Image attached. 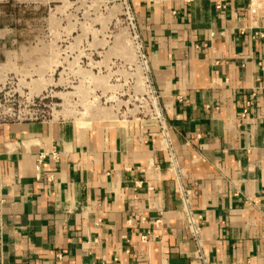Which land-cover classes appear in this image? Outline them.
I'll return each mask as SVG.
<instances>
[{"label": "crops", "instance_id": "0c3cea01", "mask_svg": "<svg viewBox=\"0 0 264 264\" xmlns=\"http://www.w3.org/2000/svg\"><path fill=\"white\" fill-rule=\"evenodd\" d=\"M258 1L127 0L156 120L0 122V264H264Z\"/></svg>", "mask_w": 264, "mask_h": 264}, {"label": "rangeland", "instance_id": "374dc122", "mask_svg": "<svg viewBox=\"0 0 264 264\" xmlns=\"http://www.w3.org/2000/svg\"><path fill=\"white\" fill-rule=\"evenodd\" d=\"M132 27L127 0H0V122L156 120Z\"/></svg>", "mask_w": 264, "mask_h": 264}, {"label": "built area", "instance_id": "2783aa9c", "mask_svg": "<svg viewBox=\"0 0 264 264\" xmlns=\"http://www.w3.org/2000/svg\"><path fill=\"white\" fill-rule=\"evenodd\" d=\"M184 1H189V0H184ZM207 1L213 6V9L218 13L226 10V8L232 2H235V1L246 2L247 3V12H248V16L250 18L254 17L256 12L262 7L258 0H207ZM253 36L257 37V38L263 37V35L258 31H255ZM244 115H245V112H243L242 117ZM99 264H101V263H99Z\"/></svg>", "mask_w": 264, "mask_h": 264}, {"label": "water", "instance_id": "95a60500", "mask_svg": "<svg viewBox=\"0 0 264 264\" xmlns=\"http://www.w3.org/2000/svg\"><path fill=\"white\" fill-rule=\"evenodd\" d=\"M126 9H127V11H128V8H126ZM132 30H133V35H134V38H135V41H136V45H137V48H138V53H139V56L141 57V60H142V59H143V56H142V54H141L140 47H139V44H138V41H137V37H136V35H135L134 27H132ZM147 82H148V84H149V87H150L151 93H152V95L154 96V92H153L152 87H151V84H150V82H149L148 75H147ZM157 113H158V108H157Z\"/></svg>", "mask_w": 264, "mask_h": 264}, {"label": "bare ground", "instance_id": "6f19581e", "mask_svg": "<svg viewBox=\"0 0 264 264\" xmlns=\"http://www.w3.org/2000/svg\"><path fill=\"white\" fill-rule=\"evenodd\" d=\"M140 58H141V57H140ZM142 67H143V71L146 72V66H145V63H144L143 59H142ZM149 88H150V87H149ZM150 95H151L152 100H153V107H154V109L156 110V114H157V104H155V103H156V102L154 101L155 98H154V96L152 95L151 90H150Z\"/></svg>", "mask_w": 264, "mask_h": 264}]
</instances>
